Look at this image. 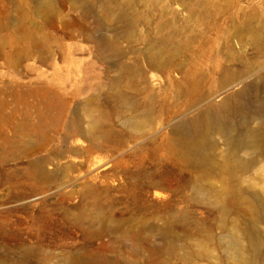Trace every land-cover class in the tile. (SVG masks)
Returning <instances> with one entry per match:
<instances>
[{
  "label": "rangeland",
  "instance_id": "rangeland-1",
  "mask_svg": "<svg viewBox=\"0 0 264 264\" xmlns=\"http://www.w3.org/2000/svg\"><path fill=\"white\" fill-rule=\"evenodd\" d=\"M94 1L91 5H98ZM236 1L240 7L261 10L264 24V0ZM170 2L171 8L178 12L177 23L186 24V29L196 27L193 31H205V24H198L201 21L189 14L190 0ZM87 3L85 0H0V264H61L69 258L80 259L85 264H187L196 259L200 260L194 264L217 263L218 260L211 257L219 254L215 241L221 233L219 213L224 204L229 205L231 215L243 216L247 224L252 221L264 234V128L259 141L263 154L251 157L247 152L250 161L241 176L242 185L249 186L244 195L254 204L257 218L249 216L248 209L238 197L226 193L222 180L214 176L199 179L196 167L178 164L177 220L170 227L171 232L161 237L160 228L168 215L171 199L167 191L158 189L161 196L153 200L152 190L148 193L141 190L146 199L137 202L138 189L111 176L119 162L134 169L142 159L143 145L151 149L158 144L171 123L186 122L201 105L215 103L237 85L209 93L202 101L181 96L176 100L174 113L158 117L157 124L147 126L144 131H135L125 124L134 113L128 107L123 108L122 115L114 117L113 122L120 131L118 136L124 143L123 149L109 154L102 152L94 156L88 168L71 172L77 177L72 188L77 189L86 175L103 174L100 181L104 188L118 196L116 202L107 203L104 212L112 221L118 222L117 230L106 229L93 239H81L82 233L90 236L98 232L93 220L96 210L85 203L74 206L71 202H58L57 195L63 187L57 178L49 182L51 187L44 193H34L47 184L42 180L36 183L28 174L29 161L34 154L28 151L21 156L15 151L19 139L16 109L21 97L26 100L25 123L33 124L38 120L40 107V102L31 94L36 86L66 84L71 89H91L89 92L100 97L110 88L124 92L127 84L140 85L144 81L156 83L159 88L181 89L190 70V56L198 55V50L203 51L206 47L203 41L202 48L193 41L186 45L184 37H179L176 40L177 57L167 66L151 68L147 52L156 41L152 31L155 18L138 27L146 35V40L130 42L122 36L124 25L105 20L98 22L97 8H90ZM188 34L190 31L183 33L184 36ZM109 36L117 38L119 53L99 46V40ZM216 38L217 45H220L222 37ZM23 45H33L34 56L21 57L22 48L19 46ZM48 51L52 52L51 57ZM245 51L251 55L249 49ZM255 71H264V62L257 65ZM72 93L70 90L66 94L71 102L76 100L71 98ZM250 125L246 120L242 124L248 131L246 136L250 135ZM239 134L244 132L238 130ZM209 140L214 141L212 137ZM74 142L65 141L62 131H52L45 152L39 151L37 155L63 151L62 156L65 155L68 162L78 163L82 157L69 151ZM78 142L86 144L82 140ZM138 149L141 152L136 154ZM19 169L24 173L22 178L17 177ZM36 202L54 207L59 219L57 230L53 232L46 228L47 223L55 222L45 211L39 221L31 219V205ZM198 249H202L201 256L195 254Z\"/></svg>",
  "mask_w": 264,
  "mask_h": 264
},
{
  "label": "bare ground",
  "instance_id": "bare-ground-1",
  "mask_svg": "<svg viewBox=\"0 0 264 264\" xmlns=\"http://www.w3.org/2000/svg\"><path fill=\"white\" fill-rule=\"evenodd\" d=\"M85 1L89 2L88 7L97 8L98 22L105 20L124 25L122 36L130 42L146 40V35L138 27L155 18L152 31L156 41L147 52L151 68L167 66L177 57L176 40L179 37H184L186 45L193 41L202 48L203 41L206 47L203 51L198 50V55L190 56V70L181 89L159 88L156 83L144 81L140 85L127 84L124 92L110 88L100 97L89 92L91 89H71L66 84L36 86L31 94L40 102V107L38 120L33 124L25 123L26 100L21 97L16 109L19 139L15 143V151L21 156L28 151L34 154L29 161L28 174L36 183L42 180L47 184L34 193H44L51 187L49 182L57 178L63 187L57 195L58 202H71L74 206L85 203L96 210L93 220L98 232L90 236L82 233L81 239H93L106 229L117 230L118 222L112 221L104 212L107 203L116 202L118 196L104 188L100 181L103 174L94 172L86 175L77 189L72 188L77 177L71 172L88 168L94 156L102 152L109 154L113 150L123 149L124 143L118 136L120 131L113 122L114 117L122 115L123 108L128 107L134 113L125 124L135 131H144L147 126L157 124L158 117L174 113L177 99L181 96L187 100L202 101L209 93L237 85L215 103L201 105L186 122L171 123L158 144L151 149L143 145L142 159L134 169L119 162L111 176L135 186L139 191L137 202L146 199L141 190L144 193L152 190L153 200L161 196L158 189L167 191L171 199L168 215L160 228L161 237L171 232L170 227L177 220L175 196L178 164L196 167L199 179L214 176L222 180L226 193L238 197L248 209L249 216L257 218L254 204L244 195L249 191V186L242 185L241 176L250 161L246 153L249 152L251 157L263 154L259 141L264 128V71H255L256 66L264 62L262 11L240 7L236 0H190V16L199 19L201 22L198 24H205V31L199 32V29L193 31L196 27L186 29V24L177 23L178 12L171 8V0H96L98 5H91L95 3L94 0ZM188 31L190 34L184 36L183 33ZM218 36L222 37L220 45L216 41ZM99 46L109 52H120L119 42L114 36L102 37ZM19 47L22 48L21 57L34 56L33 45ZM245 48L251 51V55H247ZM48 55L51 57L52 52L48 51ZM70 90L73 91L71 98L76 99L73 102L66 95ZM245 120L247 125L252 123L248 127L250 135L247 136V130L242 126ZM238 130L244 134L238 135ZM52 131H62L67 142L75 141L69 151L82 157L80 162H68L66 156H62L63 151L37 155L39 151L45 152ZM210 137L214 141L211 142ZM78 140L86 144H80ZM140 152L141 149L136 150V154ZM78 165L80 168H77ZM23 175L19 169L17 177L22 178ZM228 207L224 204L219 213L221 233L215 241L219 254L211 257L218 262L210 264H245L250 261L264 264V234L252 221L247 224L243 216L231 215ZM44 211L53 216L55 223H47L46 228L54 232L59 219L50 204H32L29 216L37 222ZM54 238H57L56 233ZM201 252L202 249H198L196 256H201ZM197 260L200 259L189 260L187 264H194ZM64 261L61 264H85L77 258Z\"/></svg>",
  "mask_w": 264,
  "mask_h": 264
}]
</instances>
